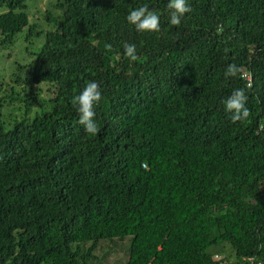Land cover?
<instances>
[{
	"label": "trees",
	"instance_id": "16d2710c",
	"mask_svg": "<svg viewBox=\"0 0 264 264\" xmlns=\"http://www.w3.org/2000/svg\"><path fill=\"white\" fill-rule=\"evenodd\" d=\"M41 1L0 0V48L23 31L37 48L21 117L0 121V264H100L125 237L122 264H264V0H187L178 26L168 0H49L46 28ZM145 4L160 31L127 22ZM87 81L96 135L70 103ZM238 88L250 116L233 123Z\"/></svg>",
	"mask_w": 264,
	"mask_h": 264
},
{
	"label": "clouds",
	"instance_id": "9594fccd",
	"mask_svg": "<svg viewBox=\"0 0 264 264\" xmlns=\"http://www.w3.org/2000/svg\"><path fill=\"white\" fill-rule=\"evenodd\" d=\"M167 9L170 13V24L178 26L181 24L182 18L186 13L191 11L187 0H168ZM127 22L134 26L137 32H158L160 31V17L158 13L151 10L148 5H142L129 12L126 17ZM111 48V45H106ZM124 56L136 61L137 55L136 45L125 42L123 44ZM241 69L236 64H230L224 71L225 78H233L240 73ZM102 99V93L99 83L95 81L85 82L82 90L78 94H74L70 100L72 106L76 109L79 116V124L84 127L86 133L96 135L99 128L94 120L95 106ZM248 96L245 89H234L226 100L223 101L225 111L231 113L233 123L245 121L250 116V110L246 107Z\"/></svg>",
	"mask_w": 264,
	"mask_h": 264
},
{
	"label": "rangeland",
	"instance_id": "374dc122",
	"mask_svg": "<svg viewBox=\"0 0 264 264\" xmlns=\"http://www.w3.org/2000/svg\"><path fill=\"white\" fill-rule=\"evenodd\" d=\"M48 1L42 0L39 3H35L30 12L31 15L41 21L44 28L46 26L41 17V13L46 9ZM4 12L5 9L0 8V14ZM24 35L25 31L18 34L11 45L0 48V101L3 100L0 105V121L5 123H10L14 119L21 117L23 104L16 100L9 103V100H11L10 95L14 93L16 96V92H20L22 87L28 89L23 82L29 76V65L34 59L33 54L37 51L35 42L33 40L25 42ZM18 67L22 68L18 69ZM45 89L42 86V92L40 94L42 98L46 99ZM33 90H35L34 87ZM129 242L130 237H125L122 240H114L110 243L103 242L100 249L95 253L98 257V262L100 264L124 263L128 257ZM231 254L230 248L226 247V256L229 260L233 259Z\"/></svg>",
	"mask_w": 264,
	"mask_h": 264
},
{
	"label": "built area",
	"instance_id": "2783aa9c",
	"mask_svg": "<svg viewBox=\"0 0 264 264\" xmlns=\"http://www.w3.org/2000/svg\"><path fill=\"white\" fill-rule=\"evenodd\" d=\"M242 78L245 79L247 81V87H250L251 86V78H250V75L247 74V73H244L242 75ZM247 264H254V261L253 259H248L247 260Z\"/></svg>",
	"mask_w": 264,
	"mask_h": 264
}]
</instances>
